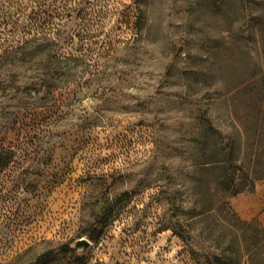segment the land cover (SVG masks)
<instances>
[{
	"label": "rangeland",
	"instance_id": "374dc122",
	"mask_svg": "<svg viewBox=\"0 0 264 264\" xmlns=\"http://www.w3.org/2000/svg\"><path fill=\"white\" fill-rule=\"evenodd\" d=\"M261 228L264 0H0V264H264Z\"/></svg>",
	"mask_w": 264,
	"mask_h": 264
},
{
	"label": "trees",
	"instance_id": "16d2710c",
	"mask_svg": "<svg viewBox=\"0 0 264 264\" xmlns=\"http://www.w3.org/2000/svg\"><path fill=\"white\" fill-rule=\"evenodd\" d=\"M222 164H223L222 162H217V164H213V166H214V168L222 167V166H219V165H222ZM251 222L259 223L256 219L252 220ZM260 232H261V238L259 240V244L264 242V231L262 230V228H261ZM100 235L101 234L99 233L97 237H99ZM208 263L209 264H234V262L232 260L225 261L223 258L217 257V256H215L211 260H209Z\"/></svg>",
	"mask_w": 264,
	"mask_h": 264
},
{
	"label": "water",
	"instance_id": "95a60500",
	"mask_svg": "<svg viewBox=\"0 0 264 264\" xmlns=\"http://www.w3.org/2000/svg\"><path fill=\"white\" fill-rule=\"evenodd\" d=\"M89 245H90V242L85 239H80L75 244L77 248L82 247L83 249H87Z\"/></svg>",
	"mask_w": 264,
	"mask_h": 264
}]
</instances>
